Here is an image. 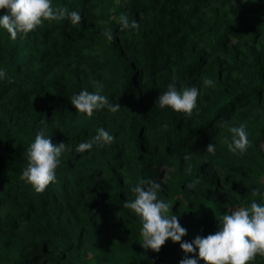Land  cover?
Masks as SVG:
<instances>
[{
  "label": "trees",
  "instance_id": "obj_1",
  "mask_svg": "<svg viewBox=\"0 0 264 264\" xmlns=\"http://www.w3.org/2000/svg\"><path fill=\"white\" fill-rule=\"evenodd\" d=\"M51 3L81 21L44 20L15 39L0 27V264H179L194 255L180 243L214 234L230 209L264 205V0ZM121 13L139 29L122 31ZM171 83L199 90L191 116L158 107ZM98 84L121 108L88 117L70 98ZM240 125L249 143L233 153L225 139ZM100 128L113 141L77 152ZM40 131L70 150L36 192L20 176ZM141 179L160 184L158 199L186 229L159 252L141 247L140 218L123 207Z\"/></svg>",
  "mask_w": 264,
  "mask_h": 264
},
{
  "label": "clouds",
  "instance_id": "obj_2",
  "mask_svg": "<svg viewBox=\"0 0 264 264\" xmlns=\"http://www.w3.org/2000/svg\"><path fill=\"white\" fill-rule=\"evenodd\" d=\"M0 10L4 14L0 16V27L6 29L13 39L18 33L28 34L40 26L44 20L57 21L65 18L72 24L81 21L77 11H69L67 8H53L51 0H0ZM121 30L136 29L140 25L135 20H130L127 13H121L118 18ZM107 40L114 39L111 31L103 32ZM6 76L5 71L0 70V79ZM205 86H211V79L204 80ZM102 85H96V91L82 90L70 98L71 105L80 113L91 117L94 111L107 109L115 113L121 107L111 104L108 98L100 94ZM199 90L196 87L177 90L175 83L168 85L167 91L159 95L156 103L159 108H171L175 112L191 116L196 107ZM167 127V125H164ZM231 142L225 139L229 151L243 153L248 146V137L245 126L231 127ZM113 141L111 136L103 128L91 140L80 143L76 151L83 153L91 150L93 145L103 146ZM70 148L64 142L53 143L50 137H46L43 131L35 135L34 141L26 151L27 164L23 168L20 179L29 183L36 192H43L45 188L56 179L55 171L60 163V157ZM208 153L215 152V146L207 145ZM189 157H185L188 159ZM188 175L192 174L191 165L186 169ZM199 180L189 182L186 187L194 189ZM160 184L152 179H141L131 188L134 199L126 201L123 207L134 212L141 221L140 235L141 247L159 252L166 240L180 242L186 235V229L180 226L178 216L168 215L171 206L157 197ZM259 189L253 190V196H260ZM219 230L206 237L196 236L191 242L180 243V248L186 254L179 264H248L256 255L264 256V205L253 201L248 207L230 209L219 218Z\"/></svg>",
  "mask_w": 264,
  "mask_h": 264
}]
</instances>
